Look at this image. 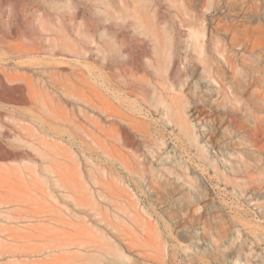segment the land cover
<instances>
[{
    "label": "rangeland",
    "instance_id": "obj_1",
    "mask_svg": "<svg viewBox=\"0 0 264 264\" xmlns=\"http://www.w3.org/2000/svg\"><path fill=\"white\" fill-rule=\"evenodd\" d=\"M0 264H264V0H0Z\"/></svg>",
    "mask_w": 264,
    "mask_h": 264
},
{
    "label": "bare ground",
    "instance_id": "obj_2",
    "mask_svg": "<svg viewBox=\"0 0 264 264\" xmlns=\"http://www.w3.org/2000/svg\"><path fill=\"white\" fill-rule=\"evenodd\" d=\"M100 243H98L97 241L93 242V241H88V242H85L84 241L82 242V245L85 247V248H90V249H97V247L99 246ZM50 251L52 250V247L49 246L48 243H39V242H33L30 246V253L31 254H39V253H43L44 251Z\"/></svg>",
    "mask_w": 264,
    "mask_h": 264
}]
</instances>
